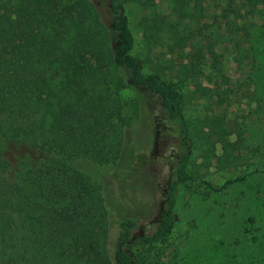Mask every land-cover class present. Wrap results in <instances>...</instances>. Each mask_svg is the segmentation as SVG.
Returning a JSON list of instances; mask_svg holds the SVG:
<instances>
[{"label": "trees", "instance_id": "1", "mask_svg": "<svg viewBox=\"0 0 264 264\" xmlns=\"http://www.w3.org/2000/svg\"><path fill=\"white\" fill-rule=\"evenodd\" d=\"M220 2L227 19L264 9V0ZM128 3L153 9L154 1L0 0V140L58 157L26 162L11 178L8 163L0 160V264H136V243L150 245L172 233L181 185L201 182L218 193L253 173L264 175V168H256L217 187L190 172L195 158L209 169L217 145L224 150L222 160L231 161L234 132L186 115L187 84L197 68L188 65L168 79L143 72L132 54ZM200 5L199 0H170L178 20L156 14L144 29L146 39L172 49L187 47L181 26L197 18ZM125 89L157 100L164 122L178 130L179 160L154 232L132 236V224L123 222L112 248V224L100 188L65 160L116 163L129 121L115 90Z\"/></svg>", "mask_w": 264, "mask_h": 264}, {"label": "rangeland", "instance_id": "2", "mask_svg": "<svg viewBox=\"0 0 264 264\" xmlns=\"http://www.w3.org/2000/svg\"><path fill=\"white\" fill-rule=\"evenodd\" d=\"M152 1L153 9L136 3L125 6L135 39L132 54L140 59L144 73L159 72L165 79L188 65L197 68L187 84L191 101L186 115L224 125L234 132L230 142L237 144L231 161L222 160L224 150L217 145L211 167L200 166L201 159L195 158L190 172L219 187L263 169L264 9L227 19L220 0H199L197 18L181 26L187 47L172 49L144 35L156 14L178 20L170 0ZM115 94L129 121L120 158L109 165L84 158L65 160L100 188L110 214L112 248L123 222L132 224V236L154 232L180 146L178 130L164 122L157 100L132 89ZM57 158L0 140V160L8 163L10 178L26 162ZM174 210L178 220L168 237L150 245L135 244L136 264H264V175L253 173L218 193L201 182L181 185Z\"/></svg>", "mask_w": 264, "mask_h": 264}, {"label": "flooded vegetation", "instance_id": "3", "mask_svg": "<svg viewBox=\"0 0 264 264\" xmlns=\"http://www.w3.org/2000/svg\"><path fill=\"white\" fill-rule=\"evenodd\" d=\"M162 212H164V207H163L162 210H161V213H162Z\"/></svg>", "mask_w": 264, "mask_h": 264}]
</instances>
